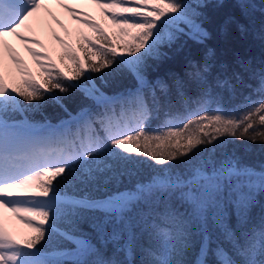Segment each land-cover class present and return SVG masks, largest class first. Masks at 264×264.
<instances>
[{
    "label": "snow or ice",
    "instance_id": "6c2138e0",
    "mask_svg": "<svg viewBox=\"0 0 264 264\" xmlns=\"http://www.w3.org/2000/svg\"><path fill=\"white\" fill-rule=\"evenodd\" d=\"M93 2L121 36L130 37L126 43L114 44L99 24L85 21L95 38L86 36L78 45L83 62L71 47L61 56V61L73 62L72 76L59 73L54 63H43L51 58L33 48L27 50L44 73L42 83L11 49V60L24 79L13 86L0 72V208H9L34 233L16 239L0 224V264H66L60 257L67 253L50 251L57 239L74 245L78 257H95L73 264H136L132 257L141 234L155 244L144 249L141 264H264V219L259 243L240 239L256 193H264V160L253 165L232 150L235 142L246 141L264 151V131L258 130L264 128V68L257 72L239 56L232 64L217 63L209 48L201 62L187 61L182 73L153 75L172 49L179 51L186 40L204 44L208 39L203 11L208 0H136V7L125 6L126 0ZM237 6L251 7L248 0H237ZM40 7V0H0V40L15 35L26 45H39L19 30ZM233 23L241 34L246 32L229 17L221 26L224 36ZM81 77L87 83H75ZM192 87L198 90V101L211 100L217 108L166 131L146 126L153 118L152 106L173 103V93L181 102L191 100ZM250 87L260 95L257 100L245 96L242 112L232 114L240 105L221 108L225 94L231 99ZM72 89L90 102L75 115L60 95ZM49 100L68 119L53 125L45 117L38 125L44 135L37 138V123L24 114L42 112ZM116 106L122 111L135 108L134 128L114 122ZM16 113L24 118L16 120ZM146 164L155 169L147 180L117 187ZM89 219L97 239L122 259L106 257L77 233L80 222ZM193 246L194 259H183Z\"/></svg>",
    "mask_w": 264,
    "mask_h": 264
},
{
    "label": "trees",
    "instance_id": "16d2710c",
    "mask_svg": "<svg viewBox=\"0 0 264 264\" xmlns=\"http://www.w3.org/2000/svg\"><path fill=\"white\" fill-rule=\"evenodd\" d=\"M251 7L249 9L242 10L237 6V0H208V6L203 11L205 13V23L204 27L209 32V37L205 40L204 44H197L192 40H186L184 46L179 51L175 48L169 52V59L161 63L154 71L153 75L166 77L172 73H182L187 67V61L201 62L209 48L214 50L215 60L217 63L227 62L232 64L236 56H239L243 60L249 62L253 68L259 72L264 68V0H248ZM220 5L219 7L217 5ZM229 17L235 18L236 21L245 26L246 32L241 34L239 28L235 23L229 26V32L227 36H224L221 32V26L224 24L225 20ZM114 44H118V41L113 33L107 34ZM92 38H95V33L91 34ZM76 45H71L70 47L76 51L77 55L80 56L83 62L84 56L80 52L78 45L83 41L82 38H78ZM119 51V50H118ZM43 54H47L51 60L43 61V63H54L56 69L59 73H63L65 76L73 75V62L68 59L61 61V56L65 52L55 51V53H49L48 51H43ZM93 59H96L93 57ZM31 71L33 77L39 81L43 82L44 73L39 66L28 67ZM105 72L107 69L104 70ZM92 76L98 77L99 73H91ZM23 79H17L10 81V85H19ZM68 83L67 80L64 81ZM77 84L87 83L83 77ZM96 83L99 84V79H96ZM254 87V84H253ZM197 89L192 87L189 91V95L192 97L191 100H185L181 102L176 98L175 94L172 95L173 103H165L163 107L159 105L152 106V116L150 120L151 125H148L150 129L154 132L166 131L168 127L182 126L186 122L187 118L194 116V114H204L205 111L211 112L217 108V104L211 100L208 101H198L196 99ZM63 96V103L68 106L69 111L75 115V112L79 107L84 106L90 102L86 101L82 93L76 89L70 90V93ZM260 93L249 89L243 90L239 96L232 97L228 99L227 94H225L224 102L221 105L222 109H231L235 105H240L239 108L232 114H239L246 107L244 97L251 96L253 100L259 98ZM149 103L151 105V99L149 98ZM135 108L133 106H126L122 111L120 106H116L114 114V122L121 119L123 115L128 116L132 113ZM27 116L29 121L37 123V125L43 123L45 117H47L51 123L57 124L59 118L68 119L67 114L64 113L58 105L53 103L51 100L43 107L41 111H31L24 114ZM14 118L16 120H21L24 116L16 113ZM166 118V119H165ZM165 121H160L164 120ZM264 131V128L258 129ZM76 129L73 126V133ZM83 134V133H82ZM233 151L242 152L244 158L253 165H258L262 160H264V151L261 149L259 144L249 145L246 141H237L232 149ZM155 171L154 168L147 165L145 167L138 166V174L131 177H125L123 182L117 187L121 189L131 188L137 181L147 180L152 173ZM127 195V194H125ZM264 219V193L257 192L255 196L254 206L250 209L248 213V222L244 228L240 231L241 243H247L249 238H252L253 242L259 243V231L261 229V221ZM232 222L235 224V217L232 218ZM61 228H66L67 224H61ZM240 229V225H236ZM77 233L81 236L87 237L94 246L99 248L101 252L106 257H116L123 258L122 254L116 253L114 248L103 243V241L98 240L96 233L92 230L91 220L81 221L79 227L76 229ZM218 235L214 233V236ZM62 245V249H57L56 245ZM148 247H155L152 239L149 238L147 234H141L138 236V248L134 257H132L136 264H141L146 256L143 254L144 249ZM63 251L67 253L60 258L66 261V264H73L76 259H95V257H78L74 245L69 242L57 239L56 243L50 246V251L55 253L58 251ZM197 249L193 246L188 250L183 259L192 261L196 256ZM240 258V257H237ZM213 259V257H209Z\"/></svg>",
    "mask_w": 264,
    "mask_h": 264
},
{
    "label": "rangeland",
    "instance_id": "374dc122",
    "mask_svg": "<svg viewBox=\"0 0 264 264\" xmlns=\"http://www.w3.org/2000/svg\"><path fill=\"white\" fill-rule=\"evenodd\" d=\"M90 1L88 2L92 3V6H89L88 3L81 6L82 0H40L41 7L39 10L26 22L27 27L19 30L24 37L30 38V40H38L40 44L30 42L26 45L24 41L15 35L3 37L0 40V72L9 70L11 74L23 78L16 70L17 66L11 60L9 49L13 50L26 65L33 67L37 63L27 50L28 48H33L37 52L40 46L45 47L48 52L66 50L69 43L76 44L77 37L83 39L86 36L88 37L90 32H94L85 21H94L106 33H113L118 38V44L126 43L130 37L121 36L119 27L113 24L108 16L104 14L100 5L94 3L93 0ZM131 4L132 7H136V0H126L125 6L128 7ZM64 5L74 9L75 12L69 11ZM57 37L60 39L57 40ZM2 209L0 208V212H2ZM11 216L9 230L16 239H20L22 235H30L33 232L27 223L23 224L20 219H16L13 212Z\"/></svg>",
    "mask_w": 264,
    "mask_h": 264
},
{
    "label": "bare ground",
    "instance_id": "6f19581e",
    "mask_svg": "<svg viewBox=\"0 0 264 264\" xmlns=\"http://www.w3.org/2000/svg\"><path fill=\"white\" fill-rule=\"evenodd\" d=\"M89 2H91L90 0H88ZM88 1H84L82 0V2L80 3L81 6L85 3H88L89 6H92V3H89ZM93 9V7H91ZM11 210L8 208H3L2 212H0V224L3 225V227L9 232V223H10V219H11ZM23 215V214H22ZM11 233V232H9Z\"/></svg>",
    "mask_w": 264,
    "mask_h": 264
}]
</instances>
